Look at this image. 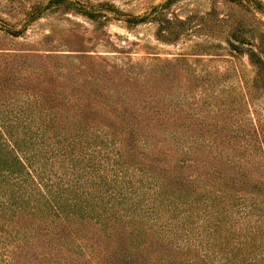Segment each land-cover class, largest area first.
Returning a JSON list of instances; mask_svg holds the SVG:
<instances>
[{"label":"trees","instance_id":"trees-1","mask_svg":"<svg viewBox=\"0 0 264 264\" xmlns=\"http://www.w3.org/2000/svg\"><path fill=\"white\" fill-rule=\"evenodd\" d=\"M26 66L32 86L0 77V264H264L258 170L228 155L219 168L96 76L82 93H37L47 72Z\"/></svg>","mask_w":264,"mask_h":264},{"label":"rangeland","instance_id":"rangeland-1","mask_svg":"<svg viewBox=\"0 0 264 264\" xmlns=\"http://www.w3.org/2000/svg\"><path fill=\"white\" fill-rule=\"evenodd\" d=\"M65 2L91 15L51 0H0V77L32 86L26 65L37 64L47 72L37 93H82L96 76L105 94L161 112L153 123L179 125L186 142L210 148L219 168L228 155L227 168L240 160L264 176V66L249 56L264 61V0Z\"/></svg>","mask_w":264,"mask_h":264}]
</instances>
